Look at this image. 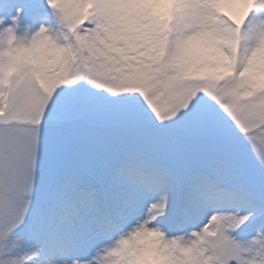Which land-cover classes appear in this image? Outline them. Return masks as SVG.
Instances as JSON below:
<instances>
[{"label": "snow or ice", "instance_id": "snow-or-ice-1", "mask_svg": "<svg viewBox=\"0 0 264 264\" xmlns=\"http://www.w3.org/2000/svg\"><path fill=\"white\" fill-rule=\"evenodd\" d=\"M0 264H264V0H0Z\"/></svg>", "mask_w": 264, "mask_h": 264}, {"label": "rangeland", "instance_id": "rangeland-1", "mask_svg": "<svg viewBox=\"0 0 264 264\" xmlns=\"http://www.w3.org/2000/svg\"><path fill=\"white\" fill-rule=\"evenodd\" d=\"M16 3L19 2V0H15ZM11 14H14V12H9L7 10L3 11V12H0V15H4V16H8V15H11Z\"/></svg>", "mask_w": 264, "mask_h": 264}]
</instances>
